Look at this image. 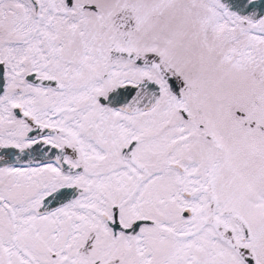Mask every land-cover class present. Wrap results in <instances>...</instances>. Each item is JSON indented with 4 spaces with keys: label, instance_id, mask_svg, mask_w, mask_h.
<instances>
[{
    "label": "snow or ice",
    "instance_id": "snow-or-ice-1",
    "mask_svg": "<svg viewBox=\"0 0 264 264\" xmlns=\"http://www.w3.org/2000/svg\"><path fill=\"white\" fill-rule=\"evenodd\" d=\"M0 264H264V0H0Z\"/></svg>",
    "mask_w": 264,
    "mask_h": 264
}]
</instances>
